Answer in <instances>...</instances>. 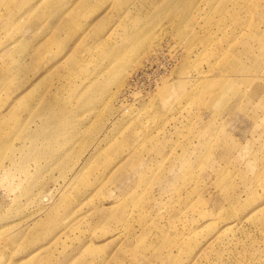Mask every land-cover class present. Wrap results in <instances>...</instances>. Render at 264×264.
<instances>
[{"label":"rangeland","instance_id":"rangeland-1","mask_svg":"<svg viewBox=\"0 0 264 264\" xmlns=\"http://www.w3.org/2000/svg\"><path fill=\"white\" fill-rule=\"evenodd\" d=\"M0 264H264V0H0Z\"/></svg>","mask_w":264,"mask_h":264},{"label":"crops","instance_id":"crops-1","mask_svg":"<svg viewBox=\"0 0 264 264\" xmlns=\"http://www.w3.org/2000/svg\"><path fill=\"white\" fill-rule=\"evenodd\" d=\"M96 15H98V14H101V13H99L98 11H96V13H95Z\"/></svg>","mask_w":264,"mask_h":264}]
</instances>
